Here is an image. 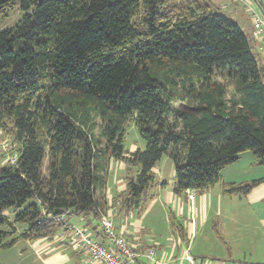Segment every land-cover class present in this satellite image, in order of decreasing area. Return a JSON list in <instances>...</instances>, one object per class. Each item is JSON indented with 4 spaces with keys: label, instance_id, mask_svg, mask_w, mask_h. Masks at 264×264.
Returning a JSON list of instances; mask_svg holds the SVG:
<instances>
[{
    "label": "trees",
    "instance_id": "trees-1",
    "mask_svg": "<svg viewBox=\"0 0 264 264\" xmlns=\"http://www.w3.org/2000/svg\"><path fill=\"white\" fill-rule=\"evenodd\" d=\"M17 2L0 31V133L15 155L0 164L1 250L51 241L69 216L100 237L109 210L141 214L165 185L163 155L176 196L212 188L243 153L264 166V66L208 0H0V20ZM127 124L143 150H125ZM111 162L126 175L108 201Z\"/></svg>",
    "mask_w": 264,
    "mask_h": 264
},
{
    "label": "crops",
    "instance_id": "crops-1",
    "mask_svg": "<svg viewBox=\"0 0 264 264\" xmlns=\"http://www.w3.org/2000/svg\"><path fill=\"white\" fill-rule=\"evenodd\" d=\"M242 1L243 3L214 0L213 6L215 11L241 29L250 41L252 51L264 66L262 40L252 36L251 22L252 13L264 16V0ZM129 151L132 152L134 149L131 148ZM246 153L241 156L250 161L249 165L258 166L255 157ZM240 158L236 165L239 164ZM155 168L157 181L165 183L159 174H156ZM111 170L115 173L114 177H111ZM109 171L106 189L108 201L124 190L123 178L126 167L123 163L111 162ZM222 172L224 169L217 183H220L221 187H216L215 184L204 191H189L193 195L192 201L187 199L186 192L182 196L174 195L172 184H165L158 189L157 197L141 214L120 216L118 212L114 214L115 210H109L105 217L113 221L117 234L133 249L143 251L152 248L163 264H264V166H258L257 173L247 178L251 180L239 182L234 180L235 178L223 176ZM171 176L173 180V167ZM252 181L260 182L246 196L228 197L222 193L224 184ZM155 208L165 212L167 231L164 230L160 237L155 238L152 233H148L151 240L147 241V235L146 238L140 236L143 226L141 218L143 214H149ZM65 222L68 225L69 222H73L74 225L70 226L75 227L86 226V220L77 216H69L65 218ZM91 228L88 230L93 238L101 241L102 235L96 236ZM68 234L69 232L64 229L51 241H21L13 248L20 249L18 258L21 261L29 260L26 256L28 251L32 257V264H85L83 257L68 245ZM141 263L145 264L143 260Z\"/></svg>",
    "mask_w": 264,
    "mask_h": 264
},
{
    "label": "rangeland",
    "instance_id": "rangeland-1",
    "mask_svg": "<svg viewBox=\"0 0 264 264\" xmlns=\"http://www.w3.org/2000/svg\"><path fill=\"white\" fill-rule=\"evenodd\" d=\"M210 1L209 2L211 6L213 7L214 10H216L215 6H213L214 0H210ZM18 3L19 2L15 4L14 8L8 13L7 17L0 20V31L12 28L21 19L23 12L20 9H18L19 8ZM124 131H125V137H124L123 146L125 150H130L131 148H133L134 150L136 148L141 149V150L144 149V142L138 137L133 125L127 124L124 127ZM9 141H10L9 139H6L0 133V164H5V163L12 164V159L14 162L15 155L14 153L11 154V151L9 149V143H10ZM249 153L250 152H247L246 154L252 155ZM239 161L240 162L237 165L234 163V164H231L225 167L224 172H222V175L226 176L227 178H235L234 180L238 182L240 180H251L247 178L250 175L254 176L257 173L258 166L251 167V165H249L250 161L246 158H243V156H241ZM155 167H156L155 168L156 174L157 175L159 174L160 178L165 182V184H169V185L173 184V180L171 176L173 166H172L171 160L169 159L167 155H163ZM111 171H112L111 177H114L115 173L113 172V170ZM119 173H120V170L117 175L118 177L120 176ZM119 179L120 178H117V180ZM237 184H240V183H237ZM216 187H221L220 183L217 184ZM164 213L165 212H161L159 209L155 208L153 211L149 212V214L148 213L143 214L144 216L143 218H141V222L143 223V226H142V231H141L142 233L140 234V236H142L143 238H146V235H147V241H149L151 240V238H148V233H152V236H154L155 238V237H160L163 234L164 230L167 231V227L165 223L166 218H165ZM135 219H137V216H135ZM69 224L74 225L73 222H69ZM12 248L7 249V250L0 249V264H32L31 263L32 257L28 251H27L26 256L28 257L29 260L21 261V259L18 258L20 249H17V248L12 249Z\"/></svg>",
    "mask_w": 264,
    "mask_h": 264
},
{
    "label": "built area",
    "instance_id": "built-area-1",
    "mask_svg": "<svg viewBox=\"0 0 264 264\" xmlns=\"http://www.w3.org/2000/svg\"><path fill=\"white\" fill-rule=\"evenodd\" d=\"M241 2L242 0H231ZM252 36L261 39L264 49V16L252 13ZM13 164V159H12ZM187 199L192 201L193 195L186 191ZM101 241L93 238L86 227H75L65 223L68 245L83 257L85 264H163L152 248L143 251L133 249L126 240L117 234L111 219L102 216L99 221Z\"/></svg>",
    "mask_w": 264,
    "mask_h": 264
}]
</instances>
